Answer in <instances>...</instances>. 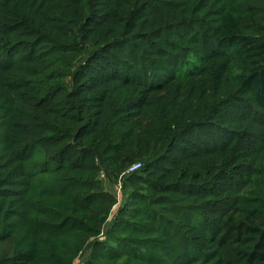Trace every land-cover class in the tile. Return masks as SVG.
Wrapping results in <instances>:
<instances>
[{
  "label": "trees",
  "instance_id": "16d2710c",
  "mask_svg": "<svg viewBox=\"0 0 264 264\" xmlns=\"http://www.w3.org/2000/svg\"><path fill=\"white\" fill-rule=\"evenodd\" d=\"M77 261L264 264V0H0V264Z\"/></svg>",
  "mask_w": 264,
  "mask_h": 264
},
{
  "label": "built area",
  "instance_id": "2783aa9c",
  "mask_svg": "<svg viewBox=\"0 0 264 264\" xmlns=\"http://www.w3.org/2000/svg\"><path fill=\"white\" fill-rule=\"evenodd\" d=\"M140 167H141V163H136L133 166H131L127 172L128 173H134V172L138 171L140 169Z\"/></svg>",
  "mask_w": 264,
  "mask_h": 264
},
{
  "label": "rangeland",
  "instance_id": "374dc122",
  "mask_svg": "<svg viewBox=\"0 0 264 264\" xmlns=\"http://www.w3.org/2000/svg\"><path fill=\"white\" fill-rule=\"evenodd\" d=\"M76 263L79 264V261H77Z\"/></svg>",
  "mask_w": 264,
  "mask_h": 264
}]
</instances>
